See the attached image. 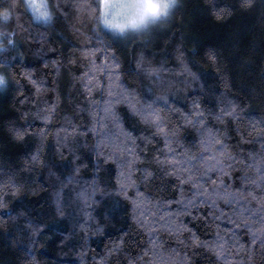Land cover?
<instances>
[{"label":"trees","instance_id":"obj_1","mask_svg":"<svg viewBox=\"0 0 264 264\" xmlns=\"http://www.w3.org/2000/svg\"><path fill=\"white\" fill-rule=\"evenodd\" d=\"M14 2L24 30L17 27L15 16L7 24L0 23V31L15 29V46L0 51V72L7 77L6 86L0 88V264H101L113 242L124 239L119 254L124 256L150 239L132 219L131 200L115 191L117 163L101 160L96 173L97 122L105 115L113 58L120 64V82L135 87L142 100L167 96L157 106L172 123L183 124V113L191 111L193 101L214 112L220 102L233 99L243 109L241 118L223 126L215 120L212 124L227 130L225 142L232 149L260 153L262 139L250 125L264 121V0H251L248 7L242 0H177L166 21L152 25L137 40L102 28L98 14L90 15L87 9L88 4L95 8L97 0H51L62 8L48 23L31 21L20 6L22 0H0V8H11ZM78 3L85 7L77 8ZM216 10H223L221 19L213 14ZM212 51L217 63L208 58ZM180 52L196 78L176 70ZM141 53L146 63H163L170 71L162 72L159 81L148 78L136 69ZM93 65L104 71H91ZM89 77L99 84L93 86ZM32 81L40 85L39 90ZM86 85L92 88L91 95ZM116 111L123 128L140 144L139 137L151 130L146 131L125 104L116 105ZM105 123L108 131L118 135L111 123ZM94 125L96 132L92 131ZM14 129L23 131V137L17 138ZM180 136L184 147L190 148L199 133L192 125H184ZM157 149L163 151L159 139L146 151L142 145L137 149L146 155L156 175L144 182L142 173L134 168L137 184L128 189L129 196L135 197L139 191L153 202H170L167 210L171 212H182L184 205L175 201L182 192L189 195L187 187L152 163ZM77 163L81 165L78 173L74 171ZM137 166L143 169L145 163ZM233 173L229 183L239 187L241 172L234 169ZM68 176L73 180L68 181ZM94 176L106 187L96 191L99 202L89 200L91 207L85 208L76 194L83 189L91 193ZM62 185L60 215L55 194ZM85 212H90V217H85ZM218 217L215 209L197 205L194 212L190 209L173 218L174 229L183 224L207 242L196 249L189 244L187 231L160 232L166 247L175 249L177 264L183 253L192 256L193 264H264V247L259 240L252 243L248 228H237L228 218ZM85 223L87 228L82 226ZM217 234L228 241L226 259L211 247ZM107 264H120L116 253L107 257Z\"/></svg>","mask_w":264,"mask_h":264},{"label":"snow or ice","instance_id":"obj_2","mask_svg":"<svg viewBox=\"0 0 264 264\" xmlns=\"http://www.w3.org/2000/svg\"><path fill=\"white\" fill-rule=\"evenodd\" d=\"M177 0H97L95 8L91 4L87 5L90 15H96L100 24L109 28L113 33H119L127 36L130 40H137L140 36H145L152 25L165 22L176 7ZM244 7L251 5V0H242ZM24 14L30 16L31 21L48 23L56 14V10L62 8L60 3L53 4L51 0H22L21 5ZM77 8H83L85 5L76 4ZM217 19H221L223 10H216L213 13ZM13 16L16 17L17 27L24 30L20 23L21 13L17 10V4L14 2L11 8H0V23L7 24ZM15 33H9L6 29L0 31V51H5L9 47L15 46L12 38ZM129 33L132 35L129 36ZM43 38V37H42ZM6 40V43H5ZM184 53L178 55L177 71L188 72L193 78L197 73L193 72L183 59ZM208 58L213 63L218 62V57L214 51L208 54ZM8 63L7 60L2 61ZM111 69L108 72L107 96L104 101V117L98 121L100 130V139L95 145L97 152L96 173L100 171L99 161L116 162L117 177L115 191L121 193L125 198L131 200L133 208L132 219L137 225L147 233L150 239L146 245L139 248L138 251L127 253L120 256L124 239L113 242L112 248L108 249L103 257L101 264H107V257L117 254V260L120 264H177V253L175 249L166 247L160 232L163 230L169 234L174 229L173 218L186 214L191 209L193 212L197 205L209 206L220 213L218 218H228L229 223L237 228H248L252 233V243L259 240L264 247V121H254L250 125V130L257 132L261 137L262 144L260 153L255 150L246 154L243 149L236 151L232 149L225 141L228 132L225 129L215 127L212 121H219L221 126L228 120L236 121L241 118L243 109L233 99L227 102H220L217 111L208 112L202 108L199 102L193 101L190 112L183 113V124L179 121L172 123L163 113V110L157 106L160 100H166V95H157L148 99H141L138 90L135 87L125 86L120 82V64L114 58L110 61ZM136 69L142 72L148 78L161 80L162 72H169V67L163 63L154 65L150 60L145 62V54L141 53L136 61ZM91 71H104L103 67L93 65ZM87 75V74H85ZM31 80V76L29 75ZM93 86L99 84L98 80L89 77ZM39 90L40 85L32 81ZM7 81L0 77V88L5 87ZM228 88L229 84L224 83ZM91 95L92 88L86 85ZM125 104L129 112L136 117L143 125L148 135L139 137L140 144H137V137L131 131L123 128L120 123L119 115L116 111V105ZM95 116V114H93ZM47 119L48 117H44ZM105 121L111 123L116 129L118 135L107 130ZM184 125H192L199 133L196 144L190 148H185L180 136L181 128ZM240 131L239 127L236 129ZM17 138H22L24 133L19 129H14ZM92 131L96 132L94 125ZM122 137V138H121ZM160 140L163 144V151L156 150V155L152 163L162 167L165 175L175 176L177 182L186 186L189 195L180 194V199L175 201L177 204H183L182 212H171L167 210L170 206L168 201H155L146 197L143 193L137 191L135 197L129 196L128 189L135 187L136 178L132 170L141 172L140 180L147 182L155 178V171L147 164V157L137 149L142 145L146 151L150 143ZM241 141L244 136L241 134ZM35 158V157H34ZM250 161V162H249ZM138 162L145 163L143 169L137 165ZM81 165L76 164L74 171L79 172ZM236 169L241 172L243 183L237 187L229 183V178ZM68 181L73 177L68 176ZM92 191L81 190L76 195L79 196L85 208H90L89 200L99 202L96 198V191L106 185H99L96 177L92 179L90 185ZM63 185L56 192V211L63 215ZM104 193L101 192V199ZM220 202L223 203L221 207ZM151 207H148V206ZM0 207H3V201H0ZM230 214V215H229ZM85 217H90V212L84 213ZM215 216V212L212 213ZM87 228V223L82 225ZM177 233L187 231L189 234V244L193 249L200 246H207V242L200 241L199 237L188 229L185 225L179 224L174 229ZM184 243L183 240H179ZM228 241L223 236L217 234L216 242L211 245L216 255L221 258H227ZM187 247V245H185ZM231 255V253H228ZM179 264H193L192 256L189 253H183L180 256Z\"/></svg>","mask_w":264,"mask_h":264},{"label":"rangeland","instance_id":"obj_3","mask_svg":"<svg viewBox=\"0 0 264 264\" xmlns=\"http://www.w3.org/2000/svg\"><path fill=\"white\" fill-rule=\"evenodd\" d=\"M102 26V28H104L105 30H107L108 32H110L112 35H120L119 33H113V31L109 28H106L105 26H103L102 24H100Z\"/></svg>","mask_w":264,"mask_h":264},{"label":"clouds","instance_id":"obj_4","mask_svg":"<svg viewBox=\"0 0 264 264\" xmlns=\"http://www.w3.org/2000/svg\"><path fill=\"white\" fill-rule=\"evenodd\" d=\"M0 77H2L5 81H7V77H6V75L4 73L0 72Z\"/></svg>","mask_w":264,"mask_h":264}]
</instances>
